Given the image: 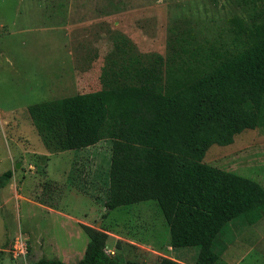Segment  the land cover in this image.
I'll use <instances>...</instances> for the list:
<instances>
[{"label": "rangeland", "instance_id": "rangeland-1", "mask_svg": "<svg viewBox=\"0 0 264 264\" xmlns=\"http://www.w3.org/2000/svg\"><path fill=\"white\" fill-rule=\"evenodd\" d=\"M127 3L0 0V176L14 172L9 185L0 191V264H29L43 257L75 264L89 243L82 225L105 230L110 235L107 251L124 261L159 264L163 257L175 255L185 264L196 263L198 247L170 250L169 227L156 202L107 210L110 141L85 151L49 150L28 112L36 104L104 89L96 72L83 80L77 73L75 80L74 58L95 57L102 69L109 65L114 75L124 72L136 55H121L124 49L118 43L119 34L133 36L138 32L124 23L121 31L110 32V40L116 42L108 46L88 27L101 5L112 10L110 4L119 9V4ZM141 3L156 6L149 12L154 18L151 26L139 29L140 35L148 37L139 45L135 43L139 58L150 53L167 56L169 31L177 20L198 36L195 44L231 51L241 45L236 39L235 20L247 26L264 21V0H134V4ZM73 6L76 9L69 11ZM75 20L81 22L77 33L72 32ZM87 33L88 38L81 39ZM75 35L80 43H74ZM88 41L85 50L73 48ZM165 69H159L162 75ZM204 162L264 187V127L244 131L230 146L213 145ZM106 213L109 215L104 219ZM65 232L68 238L74 235L77 252L83 254L65 258L55 252L57 249L48 250L50 244H66L62 242L67 239ZM20 238L28 247L26 258L15 256ZM220 244L225 247L223 264H264V218L250 225L243 216L238 217L226 227Z\"/></svg>", "mask_w": 264, "mask_h": 264}, {"label": "trees", "instance_id": "trees-1", "mask_svg": "<svg viewBox=\"0 0 264 264\" xmlns=\"http://www.w3.org/2000/svg\"><path fill=\"white\" fill-rule=\"evenodd\" d=\"M234 26L241 45L231 51L195 44L198 36L177 20L167 56L142 57L101 91L28 109L49 150L110 141L107 210L156 202L170 248L198 247L195 264H223L220 239L229 223L243 216L256 225L264 218L260 183L204 162L213 145L230 146L244 131L264 127V21L247 26L238 19ZM13 176L11 170L0 176V191ZM81 227L89 243L76 264H144L109 253L105 230ZM29 264L68 263L43 257ZM159 264L181 263L163 257Z\"/></svg>", "mask_w": 264, "mask_h": 264}, {"label": "crops", "instance_id": "crops-1", "mask_svg": "<svg viewBox=\"0 0 264 264\" xmlns=\"http://www.w3.org/2000/svg\"><path fill=\"white\" fill-rule=\"evenodd\" d=\"M75 1H77V0H74V2ZM126 1H129V3L119 4V9L116 8L115 4H110V7L112 5L114 6V8L112 10L109 9V7H108V8H106L107 11H105L106 9H103V7L105 5H101L102 8L99 9L98 11H95L96 9L93 10L92 12L95 11L97 13H95L93 15L95 17H92L89 20L92 24L88 27V28H91V30H94L95 32H97V34H98L97 37L99 39L100 38L105 39V43H107L108 46H114V43L116 42V41L110 40L111 39L110 32L114 31V30L121 31L122 27H124V23H126V25L129 24V26H131V28L135 32H138L136 34L134 33L133 36L119 34L120 40L118 41V43H120L121 49H124L121 52V55L122 56H134V55H136L133 57V60H131L129 62L128 67L124 68V72L129 71V70H134V68H136V66L138 64H140V61L142 60V58L138 57V54L140 53V51H139V48L136 44L139 45L140 42L147 41L148 37L145 35H142V34L140 35V30H142V28L143 29L149 28L151 26V23L154 21V18L152 16H150L149 12L152 9V7L156 6L153 3H150L149 5H145L146 3H141L142 5L139 6L137 4H134V0H126ZM141 1H143V0H141ZM98 6H99V4H97L95 8H97ZM74 9H76L75 6H73L72 9H69V11L71 10V12H73ZM74 12H76V11H74ZM106 14H109V15H106ZM123 17H126L127 19L124 21ZM92 19L96 20V21H92ZM80 23L81 22L76 21V20L72 23L74 26L72 32H74V33L78 32L76 30L80 29V25H79ZM92 26H94V27H92ZM88 36H89V34L87 33V36L84 35V36H82L81 39L88 38ZM78 39H79L78 36L75 35L74 43H75V41L78 42ZM99 39L97 41L101 44V46H103ZM78 43H80V42H78ZM88 43H89V41L87 43L81 42L80 45L75 44L73 48L85 50V48L89 47V46H87ZM93 43H95V42H93ZM151 54H153V53H150L149 55H151ZM156 54L164 57L163 54H160V53H156ZM94 58L93 59L91 58L88 60H81L80 57L74 58V63L72 66V68H73L72 70L74 72V77L76 80L77 73H78L80 75L79 79L83 80L87 77H90L91 74L96 72L97 76L100 77V82H101L102 88H104L106 80H110L111 77L114 78L115 76L120 75V71L117 75H114L113 71L109 67V65L108 66L105 65L102 69L101 65L97 62L98 59H94ZM124 66H126V63H124ZM68 86H65V87H68ZM91 93H94V92H91ZM85 94H89V93H85ZM78 95H81V94H78ZM98 145H96L94 147H97ZM94 147L84 149L81 151L89 150V149H92ZM63 229L65 230V228H63ZM65 234H66L67 239L62 240V242H64V243L66 242V244H64V245H62V244H58V245L50 244V246H48V250L53 251L54 249H57V251H55L57 254H60V255H62V257L67 258L71 255L77 254L79 251L77 252V249H76L77 242L75 241L74 235L71 236V238H68L67 232H65ZM170 250L173 252V250L171 248H170ZM79 253L83 254V251L79 252ZM58 259L62 260L63 262H66L68 264H71L70 262L66 261V259H62V258H58ZM171 259L178 261L181 264H185L183 261H181L180 259L175 257V255L173 257H171Z\"/></svg>", "mask_w": 264, "mask_h": 264}, {"label": "built area", "instance_id": "built-area-1", "mask_svg": "<svg viewBox=\"0 0 264 264\" xmlns=\"http://www.w3.org/2000/svg\"><path fill=\"white\" fill-rule=\"evenodd\" d=\"M15 250H16L15 253L16 258H26L28 254V247L21 238L18 239Z\"/></svg>", "mask_w": 264, "mask_h": 264}]
</instances>
